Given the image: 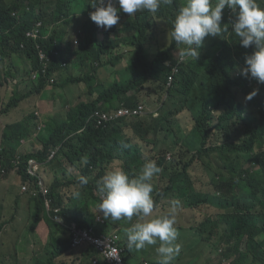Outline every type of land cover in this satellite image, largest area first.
Masks as SVG:
<instances>
[{"label": "trees", "instance_id": "trees-1", "mask_svg": "<svg viewBox=\"0 0 264 264\" xmlns=\"http://www.w3.org/2000/svg\"><path fill=\"white\" fill-rule=\"evenodd\" d=\"M88 7L92 11L95 10L89 4V0H0V55L7 61L6 65H0L1 85L7 81L20 82L22 78L33 80L34 74L36 76L40 68L36 43L26 38L25 32L38 21L39 16L46 20L51 17L48 21L52 22L64 16L56 28H61L72 38L77 28L83 30L82 25H88L84 35L80 36L76 55L77 61H80L78 65L80 70L81 68L84 70L89 64L94 69L93 72L85 74L83 79L72 77L74 68L70 64L73 62L74 66L75 60L71 59L69 63L67 57L55 56V58L50 53L51 74L58 72L59 69L60 75L64 73V71L61 72L59 61L63 62L65 59V68L68 70L71 67L67 80L76 82L82 79L86 88L65 90L64 86L62 89L58 82L53 98L49 101L46 82L33 81L35 86L30 82L24 91L16 89L5 109L8 111L23 99L34 96L35 93L38 94V99L42 103H38L33 108L34 112L30 113L23 122L8 124L4 133L3 147L0 150V184L3 181L11 183L16 178L14 183L18 181L27 184L30 188H35L37 194V196H29V211L21 224L16 223L17 216L22 212L21 194L13 192L14 201H7L5 205V216L8 212L10 216V209L12 210L8 221L13 223L14 229L31 234L35 237L33 243L42 244L35 249L26 264H67L65 260L58 257L67 254L71 260L81 259L79 252L71 247L70 237L63 239L55 251L49 249L54 230L61 226L53 220L51 213L56 214L55 210L61 207L60 214L65 215L67 210L68 187L63 178V174L66 175L67 164L82 161L85 156L88 158L82 171L89 180L86 192L91 198H95L97 180L110 170L109 167L116 159L123 161L122 168L130 178H133L132 171L135 168L139 170L147 160H155L157 165L163 168L162 180L167 181L163 187H159L160 178L157 182L158 175L154 176L152 195L155 201H160L162 195H165V192L171 188L174 197H176V190L181 192L182 185L194 189L198 177L193 175L191 170L194 168L201 171L202 164H205L208 159L209 155L204 156L197 150L204 146L212 117L216 121V127L223 130L232 121L234 113L237 112V118L240 121L243 110H257V117L250 125L253 128V135H260L264 131V84L258 83L251 77L235 75L238 66L234 63L241 64L242 61V67H244V57L250 55L254 48L241 50L239 38L235 34L231 37V42L234 44L233 53L237 60L240 54L241 61H232L225 56L226 52L223 57L220 56L214 60L213 65L206 58L198 61L191 58L182 62L174 61L178 64V71L174 74L176 78L174 88L186 90L192 94L193 100H196L195 105L190 107L193 113L186 109L191 117H194L191 124L194 125L195 139L190 143L187 141L186 147L184 148V145L179 152L172 155L171 159L166 157L167 152L162 145L161 134L165 133L168 136L174 129L166 127L165 122H156L155 119L154 122L148 121L137 114L134 119L124 118L106 125V121L98 112L100 108L105 110L120 107L134 109L140 101H143L145 93H150V91H154L151 95L155 100H161L167 78L174 71L173 64L167 65L165 60L169 55L168 51L176 44L174 42L156 51L151 48V42L154 43L157 31L167 22L165 19H172L174 11H165L161 7L156 14L140 11L135 16H128L127 20L120 18L118 26L121 27L120 30H124V33L119 37L118 44L125 45L131 42L137 45L135 56L124 63V55L110 54L112 47L115 46V26L107 31L97 27L90 19ZM90 20L91 23H89ZM225 20L222 19V23L225 24ZM42 31L47 33L49 30L43 27ZM112 31L115 32L114 37H112ZM55 40L57 42L54 44L53 38L44 43L53 44L50 48H54L64 42L62 38ZM23 42L26 43L24 49L21 48ZM228 49L230 50L231 47ZM46 51L49 54L50 51L48 49ZM18 54H21L22 65L11 64L10 66L9 61H12L13 57ZM103 54L106 55L105 60L102 57ZM107 66L115 68V79L112 80L106 69ZM98 69L103 73L100 81L96 78ZM126 75L128 78L125 79ZM254 83L258 84L259 92L250 101H246L245 97L254 90L251 85ZM201 84L211 92L198 93ZM10 88L11 86L8 90ZM87 88L88 91H86ZM172 89L168 88L170 91ZM139 93L142 94L138 95ZM147 101L152 102L153 99L148 97ZM34 126H37L40 131L35 133ZM33 135L35 140L41 144L40 149L20 152V149H15L14 144L9 141L14 139L20 143V140L33 137ZM246 142L248 145L237 147L238 152L256 148L255 143L250 139ZM125 144L128 147H123ZM223 147L224 143L216 144L214 150L217 151ZM230 152L233 151L230 150ZM49 155L52 156L50 161H48ZM260 156L259 162L263 166L262 176L255 178L237 163L228 162L212 172V182L204 187L209 191L203 192L202 199L211 206L222 207L227 211L223 220L231 226L229 237L236 238L237 241L247 238V248L251 254L247 257L240 254L233 264H264V153ZM31 158L46 163L39 166V177L31 178L26 171ZM46 189L50 190L45 200H50L51 212L46 209L43 199V192ZM167 202L169 200L164 203ZM97 204L98 202H92V207L90 201L91 208L84 206L80 225L94 229L98 233L97 229L104 225V222L98 220V216H101L103 220L105 218L99 213ZM167 207L168 205L164 204L156 215L163 214ZM76 218L77 216H74L73 220ZM108 220L110 221L108 229L113 230L120 225L123 230L119 233L123 234H126V228L132 223V220L126 219L115 223L110 218ZM3 226L4 223L0 225V230ZM103 230L101 228L99 231ZM122 244L125 246L123 257L128 264H133L134 260L151 261L152 264H158L156 252L158 244L146 246L139 251L128 250L126 237ZM56 251L58 253H55ZM96 253L95 248L87 252L92 258ZM182 256L179 254L174 260L181 259Z\"/></svg>", "mask_w": 264, "mask_h": 264}, {"label": "clouds", "instance_id": "clouds-1", "mask_svg": "<svg viewBox=\"0 0 264 264\" xmlns=\"http://www.w3.org/2000/svg\"><path fill=\"white\" fill-rule=\"evenodd\" d=\"M89 4L95 10L92 11V9L88 7V14L97 27L103 28L107 31L112 26H115V46L112 47L110 54L113 56L117 53L124 55V63H127V55L131 51V42L125 45L118 44L120 42L119 37L122 35L117 31L121 29V27L118 26L120 18L122 20H127L128 16H135V14L140 11H147L156 14L161 7H163L165 11H174L172 19L167 20L169 25V31L167 33L173 40V43L175 42L176 46L168 51L169 55L165 60L167 65L173 64L174 71L173 73H170L167 78L165 92L162 94L161 100H155L151 95L154 91H150V93H145L143 101H140L136 107L139 109L138 114L144 119L146 116H151L152 121L154 122V118L163 116V119L160 121L165 122L167 125L166 127H172L174 129V131L168 134V136H166L165 133L161 134L162 145L166 149V157L168 159H171L173 154L179 152L184 145L185 148L188 143L193 142L195 139L194 125L191 124L194 117L192 118L187 110L193 113L190 107L195 105L196 100H193L192 94L188 93L186 90L174 88V81L176 80L174 74L178 71V64H175L174 61L182 62L186 61L187 58L198 61L206 58L210 64L213 65V61L220 56L223 57L225 52L227 53L225 56L232 61H241V55L239 54L237 60L233 53L234 44L231 42V37L235 34V36L239 38V46L241 50L254 48L250 55L244 57V67H242V61L241 64L238 62L234 63L235 66H238L235 75L239 76L241 74L245 78L251 77L258 83L264 84V0H89ZM63 18L64 16L59 18L56 22H52L48 21L49 19L46 20L39 16L38 21L26 29V38L32 39V41H35L36 43L40 68L38 69L36 76L34 74L33 80L30 78H22L20 82H16L17 84L19 83V86L15 87V89L11 87L13 89L12 91H15L16 89L24 91L26 88H21L20 86L27 87L28 84L30 82L33 83V81H45L49 90L48 95L50 96L52 94L53 96L59 82L57 79L59 80L63 74L60 75V69L56 73H50V53L53 54L54 57H67L69 62H71V59L77 61V55H68L65 52L67 50L77 51L80 42L79 33L83 31L81 28H77L76 34L73 38L68 33L65 34L66 32L62 31L61 28H56ZM222 19H226L225 24L222 23ZM91 20L89 23H91ZM223 25L224 27H222ZM43 27H46L49 31L43 33ZM160 28L154 37L156 51L165 47V45H162L161 41L166 33L161 31ZM51 38H53V44L57 42L55 40L56 38H62L64 42L54 48H50L53 44L48 45L44 42L50 41ZM136 47L137 45L134 44V48ZM228 47H231V49L229 50ZM21 48H26V43L23 42ZM46 49L50 51L49 54ZM102 57L104 60L106 59L105 54H103ZM6 62L7 61H5L0 55V65H6ZM59 62L62 72L66 69L65 59L63 62ZM11 64L21 66V54L14 56L13 60L9 61L10 66ZM106 69L108 68L106 67ZM229 70L232 71L231 67H229ZM93 71L94 69L90 65L88 71L81 68V70L79 69L76 71L77 73L75 72L77 75H72V77H81L83 79L85 74ZM102 76L103 73L98 69L96 72L97 80L100 81ZM82 79L81 81L77 80L76 82L69 80V82L81 84L83 83ZM12 82L13 81H9L10 84L5 82L3 85H1L0 82V97L6 96V90ZM35 82L33 83L34 86ZM168 88L173 89L170 91ZM258 92L259 89H254L245 97V100L250 101L258 94ZM140 94L142 93H139L138 95ZM148 97H151L153 101L148 102ZM164 97L165 100H163ZM172 101H174V104L173 106H170ZM38 103L42 104L38 99V94L35 93L34 96L23 99L19 102L21 108L18 107V104L15 107L10 108L8 111L4 110V113L10 114L13 110H17V112L18 110H21L22 112L26 111L27 108L33 109ZM118 109L119 108L105 110L100 108L98 111L110 115V118L106 121V125L115 120L119 121L124 118L134 119L136 117V115L118 116ZM26 115L27 113L24 114V116ZM256 117L257 110H243L242 120L238 121L236 112L232 117V121L227 125L226 129L223 130L216 127V121L212 117L209 132L206 141L203 144L204 146L197 150L198 153L204 156L209 155L205 165L211 176L212 172L217 167L225 166L228 162L237 163L242 169L248 171L249 175L251 172L252 176L255 178L262 176L263 166L260 164L259 158L261 157L260 154L264 153V131L260 135L254 136L253 128L250 126L251 122ZM24 120H22V122ZM247 139L254 142L256 148L253 150H242L241 152H238V146L248 145L246 142ZM222 143H224V147L215 151L214 146ZM260 144L263 145L259 149ZM22 147L23 145L19 148L20 152L24 151L22 150ZM123 147H128V145L125 144ZM0 150H2V147H0ZM230 150L233 152H230ZM51 159L52 156L49 155L48 161ZM82 159L84 163L88 162L86 156ZM42 164L46 163L40 162L35 158H31L28 161L26 171H28L31 178L39 177L38 170L39 166ZM123 164L122 161V165ZM82 169L83 167H66V175L63 174V178L68 187L66 210L68 215H71L75 208L76 204L74 199H79L82 196V191L75 190L71 193V190L77 186H79V189H82L89 183L88 178L83 175ZM162 169L157 165L155 160H147L139 170L135 168L132 171L133 178H130L128 173L121 167L106 171L96 182L97 191L94 193L96 199L91 198L90 200L91 206L92 202H98L96 207L99 213L105 218V220H103L101 216H98V220L104 222V225L101 227L104 230L100 232L99 230L101 228H99L97 229V233L96 230L89 227H81L80 218L82 212L77 215L76 220H73L74 217L70 218V216L68 219L71 220H67V217H65L64 214H60L62 209L60 207L55 210L56 214L51 213L53 220L61 225L54 230L56 232H54L53 237L60 230H62V234H65L67 227L70 225L71 247L81 255L80 261L82 264H112L107 261L95 244L84 240H81L79 243L76 241V237L79 236L78 233L83 230H88L91 235L98 237L110 245L120 247L122 249V261L125 264H128L123 257L125 246H123L122 243L125 241V237L127 238V248L129 251L133 249L139 251L146 246L158 244V247L156 248L158 264H185V262L188 264H233L240 254L243 257H247L251 254L250 250L247 248V238L237 241L238 239L229 237L230 226L223 241L219 240L215 243L212 239L211 246L209 244L210 240L204 242V250L207 252L211 250L213 252H218L217 260H212L210 256H200L199 259L195 261L196 254L191 250L198 245L197 235L203 234V231H198L194 224H191L188 227L185 224L205 218H219L224 216L227 211L222 207L211 206L202 199L203 191H200L197 188H204L212 182V178L208 176V172L203 169L200 171L201 178L198 177L194 189L182 185L181 192L176 190V197H174L172 196L173 192L171 188L169 191L165 192V195H162L160 201H155L152 195L154 191V176L161 173ZM176 170H178L177 166ZM70 173H74L77 176L81 174V176L78 180L73 177L74 181L69 184L71 178ZM39 184L41 185V183ZM19 186L20 194L28 193L29 196H37L34 190L35 188H30V186L23 183L21 185V182H19ZM49 191L50 190L46 189L43 192L44 200ZM181 193H185L186 195H182ZM193 193L196 194L197 198L191 201L192 206H187L185 198L187 194ZM85 196L87 197L90 195L86 193ZM166 200H169V202L164 203ZM162 203L167 204L168 207L163 214L156 215L159 209L164 205ZM45 204L46 209L51 212L52 207L50 205V200H45ZM91 206L89 207L91 208ZM210 208H213L214 211H210ZM8 217L9 212L3 217V219ZM109 218L114 223L122 219L128 221L132 220V223L130 227L126 228V234H123L119 233L123 230L120 225L113 230L107 228L110 225ZM10 225L13 227V223ZM191 226L194 228H190ZM12 231L18 233L15 229ZM65 238L68 237L64 236L60 242ZM11 246L12 244L10 243V247ZM94 248L97 250V253L94 255V258H92L87 252H91ZM179 254L183 255L182 258L174 260ZM58 257H61L63 260L67 255H60ZM144 263L145 261H133V264ZM148 263L152 264L151 261H148Z\"/></svg>", "mask_w": 264, "mask_h": 264}, {"label": "rangeland", "instance_id": "rangeland-1", "mask_svg": "<svg viewBox=\"0 0 264 264\" xmlns=\"http://www.w3.org/2000/svg\"><path fill=\"white\" fill-rule=\"evenodd\" d=\"M87 1V0H86ZM85 3V2H84ZM83 3V4H84ZM85 5V4H84ZM167 21V19H165ZM82 25V24H81ZM83 26V31H81V33H79V36L84 35V32L86 29H88V25H82ZM161 31H163L164 33H166L161 41L162 45L168 46L171 45L173 43V40L171 39L170 36H168V31H169V25L167 22H165L161 28ZM118 33L123 34L124 30H117ZM162 32V33H163ZM115 32L112 31V37H114ZM162 33H161V37H162ZM111 37V36H110ZM152 49H155L156 45L154 43L151 44ZM131 47V51L128 53L127 55V61H130L136 54V48H134V44L131 43L130 44ZM76 50H67L65 53L68 55H76ZM87 61H89V59H87ZM70 63V62H69ZM68 63V65H69ZM80 64V61H74V66H73V62L70 64V66L74 69L72 75L76 76L77 72L79 70L78 65ZM71 67L67 70H64L63 76L60 77L59 82L62 86H64L65 90L70 89L71 91L73 90H80L81 88H86V85L83 83L79 84V83H71L67 80V78L69 77L68 75H70V70ZM108 71L112 77V80L115 79V75H114V71L115 68L111 67V66H107ZM90 69V64L87 65L85 67V71H88ZM112 71V72H111ZM76 72V73H75ZM125 79L128 78V75H126L124 77ZM7 84H10L9 81L6 82ZM12 88L15 89V87L19 86L16 82H12L10 85ZM21 88H27L24 86H20ZM10 88V91H12L13 89ZM253 89H259V86L257 83H254L252 85ZM8 89L6 90V96L4 97H0V147H3V143H4V138H5V130L8 127V124H13V123H19L22 122V120H24L30 113L34 112L33 109H28L26 111H22L21 110H13L10 114H5L4 110L7 107V104L10 100V98L13 96L15 91L10 92ZM88 91V88L87 90ZM211 92L206 86H203L201 84V88L197 91L198 93H203V92ZM52 94L49 96V101L52 100ZM163 100H165V97L163 98ZM174 101H172V103L170 104V106H173ZM168 106V104H167ZM21 108V105L19 104V106ZM18 113V114H17ZM26 116H24V114H26ZM146 120L151 121L152 117L151 116H146L145 117ZM157 121H160L163 119V116H158L156 118H154ZM8 123V124H7ZM35 130V133L39 132L40 130H38L39 128H37V126L33 127ZM3 140V141H2ZM11 144H14L15 149H19L22 145V150L24 151H29V149H39L40 145L39 141L37 142L33 137L30 138H26L24 140H20V143H17L16 140L11 139L9 140ZM263 144L259 145V149ZM219 160V159H218ZM220 161V160H219ZM113 164H111V166L109 167L110 169L116 168V167H121L122 168V161L121 160H115L112 162ZM84 162L82 161H76L74 163H69L66 165V167H71V168H78V167H83ZM203 170H206V165L203 163ZM68 169V168H67ZM192 174L201 178V172L199 170L196 169H192ZM208 172V171H207ZM71 178L69 180V184H71L74 180L73 177H75L76 180H78V178L81 176V174H79L78 176L74 173H70ZM250 175H252V173L250 172ZM208 176L210 178H212V176L209 174L208 172ZM160 178V181L158 182V179ZM16 180L13 179L11 183H5L6 181L1 182L0 184V221L3 219V217L5 216L6 213V209H5V205L7 201H14V195L12 194L14 193H18L20 194V186H19V182L16 181V183H14V181ZM156 181L158 182V186L159 187H163L167 181L162 180V174L159 173L158 177L156 179ZM22 185V183H21ZM264 185V183H263ZM12 188V190H11ZM200 191L203 192H207L209 191L208 189L205 188H197ZM75 190H80L82 191V196L79 199H74L75 202V208L72 211L71 215H68V213H65V217L70 216V218H73L74 216L79 215L80 212H83V206H88L89 205V201L91 200L90 196H85L86 192V186L82 189H79V186L75 187L74 189L71 190V193ZM199 195V194H198ZM21 203H22V208H21V214H19L17 216V220L16 222H18V224H21L24 220L25 215H27L28 211H29V194L25 193V194H21ZM168 197H172V196H168ZM197 198L196 194H187L186 198H185V203L187 206H192L191 205V201L193 199ZM93 207V206H92ZM261 207V205L259 206ZM210 211H214L213 208H210ZM12 210L10 209V216H11ZM10 216L6 219H3L1 223H4V226L1 228L0 230V264H26V262L31 258L30 256L33 255L35 249L39 248L42 244L40 242L38 243H33L35 241V237L32 236L29 233H25L24 231H20L18 233H14L12 230L14 229V226L12 227L10 224V222L8 221ZM191 224H194L196 229L198 231H203V234H198L197 238H198V245L193 248L191 251L193 253L196 254L195 256V261H197L199 259L200 256H207V257H211L212 260L216 261L218 258V252H213L212 250L207 252L206 250L203 249V245L204 242L207 240L209 241V244L211 246V240L213 239L215 241V243L219 240L224 239V237L226 236V232L227 230L230 228V225L226 224V222L223 220V216L219 217V218H205V219H200L196 222H192V223H186L185 225L188 227ZM56 232V231H54ZM71 234V226L69 225V227H67L66 233L62 234V230H60L59 232H57V234L51 239V244L49 246L50 250L55 251L57 249V245L60 243V240L65 236V237H70ZM30 237V241L28 242V238ZM12 240V241H11ZM38 240V239H36ZM42 241V240H39ZM10 243L12 244V246L10 247ZM11 249V250H10ZM55 253H58V251H56ZM63 260L66 261L67 264H82L80 260L77 259H70V256L67 254V257L63 258ZM185 262V261H184ZM185 264H188L187 262H185ZM190 264V263H189Z\"/></svg>", "mask_w": 264, "mask_h": 264}, {"label": "built area", "instance_id": "built-area-1", "mask_svg": "<svg viewBox=\"0 0 264 264\" xmlns=\"http://www.w3.org/2000/svg\"><path fill=\"white\" fill-rule=\"evenodd\" d=\"M101 115V118L107 121L110 118V115L105 112L98 111ZM139 113V109H131V108H119L117 110L118 116H134ZM34 162V161H33ZM79 236L76 237V241L79 243L81 240L89 241L96 245V247L102 252L108 262L112 264H125L122 261V249L118 246L110 245L107 242L95 237L89 233L88 230H83L78 233ZM144 264H149L145 262Z\"/></svg>", "mask_w": 264, "mask_h": 264}]
</instances>
